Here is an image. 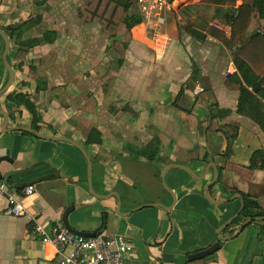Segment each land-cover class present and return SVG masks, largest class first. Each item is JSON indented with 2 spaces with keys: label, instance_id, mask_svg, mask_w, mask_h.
<instances>
[{
  "label": "crops",
  "instance_id": "crops-1",
  "mask_svg": "<svg viewBox=\"0 0 264 264\" xmlns=\"http://www.w3.org/2000/svg\"><path fill=\"white\" fill-rule=\"evenodd\" d=\"M39 1L0 0L5 32L40 16L25 38L57 34L25 60L9 54L14 82L8 89L0 38V157L15 161L3 162L0 172L30 169L11 178L10 188L21 193L34 186L33 195L22 197L28 216L9 215L7 198L0 195V264H61L58 249L34 230L36 223L49 231L59 222L79 234L125 236L133 247L125 264H264L263 221L254 220L239 234L243 219L223 231L228 240L218 237L241 211L242 200H231L236 195H249L264 210V167L251 168L254 153L264 155V96L249 92L240 106L241 92L227 84L239 74L217 30L231 35L216 26L230 28L227 8L212 0H173L159 27L143 22L112 38L81 17L88 0L38 6ZM128 12L139 15L136 6ZM261 25L253 17L251 31ZM115 40L128 46L124 55ZM32 67L41 88L30 76ZM109 69L115 71L114 86L106 98L103 77ZM19 94L35 105L37 119L11 99ZM93 131L98 135L90 143ZM223 135L230 154L219 164ZM53 138L83 147L91 164L77 146ZM154 143L158 151L151 150ZM215 165L222 179L210 187L209 201L204 189ZM169 167L166 184L174 198L162 181ZM223 185L239 192L231 196ZM150 204L157 207L139 210ZM218 241L220 250L212 256L188 260Z\"/></svg>",
  "mask_w": 264,
  "mask_h": 264
},
{
  "label": "trees",
  "instance_id": "trees-1",
  "mask_svg": "<svg viewBox=\"0 0 264 264\" xmlns=\"http://www.w3.org/2000/svg\"><path fill=\"white\" fill-rule=\"evenodd\" d=\"M130 1L129 6H136L138 0H88L81 6V17L85 22L98 23L101 25L104 33L110 35L112 38L122 35L127 30H131L137 25L144 22L139 15H130L129 6L127 2ZM227 8L228 22L232 30L230 38L225 37L224 32L217 30L221 36V40L226 43L229 49L233 52V59L239 74L231 77L227 82L228 86L234 90L241 92L240 106L246 100V94L249 92L255 95L264 96V0H246L245 3L236 7L238 0H212ZM47 0L37 2L38 6L46 4ZM255 17L257 21L263 23L256 30L251 31V21ZM42 22V18L37 16L34 20L19 24L17 26L9 27L6 33L11 42L14 43V50L10 53L13 59L25 60L30 51L37 46L47 43H53L57 38L55 32H47L41 38H25L26 34L32 33L33 29ZM216 34H214L215 36ZM115 49L120 55H124L128 46L119 40L114 42ZM21 65H19L20 67ZM35 68L30 69V76L36 78L38 85H42L37 77ZM114 70L109 69L107 74L103 77L105 82L106 98L111 95L114 86ZM241 77V78H240ZM252 89V91L249 90ZM11 99L19 106L24 105L32 114L34 119H37V112L35 105L31 103L28 97L24 95H15ZM34 129H39L33 123ZM233 137H237V130L228 127ZM98 135V131H93L90 134L89 142H93V136ZM152 151H158L159 146L152 144L150 146ZM228 150L226 156H229ZM260 164V165H259ZM264 167V155L262 153H254L251 159V168ZM218 183L221 182L222 171L219 172ZM223 191L228 192L231 196L239 192L236 189H230L222 186ZM244 201V209L240 216L227 229L236 226L242 222L243 219H260L264 218V210L259 203L252 199L249 195L241 193ZM264 222V221H263Z\"/></svg>",
  "mask_w": 264,
  "mask_h": 264
},
{
  "label": "built area",
  "instance_id": "built-area-1",
  "mask_svg": "<svg viewBox=\"0 0 264 264\" xmlns=\"http://www.w3.org/2000/svg\"><path fill=\"white\" fill-rule=\"evenodd\" d=\"M137 10L144 22L157 28L164 22V16L173 11V0H138ZM216 26L231 35V28L221 24ZM227 74H230L229 70ZM198 94L199 91H195V95ZM33 193L34 186L26 187L21 193L13 191L0 177V195L7 198L9 215L28 216L22 197ZM34 230L44 244L58 249L61 264H125L127 254L133 248L123 235L89 238L74 232L63 222L50 227L49 231L43 224L36 223Z\"/></svg>",
  "mask_w": 264,
  "mask_h": 264
},
{
  "label": "water",
  "instance_id": "water-1",
  "mask_svg": "<svg viewBox=\"0 0 264 264\" xmlns=\"http://www.w3.org/2000/svg\"><path fill=\"white\" fill-rule=\"evenodd\" d=\"M0 38H2V40L4 41V43H5V49H4V53H3V58H4V63H5V66L7 67V69L9 70V73H10V81H9V83H8V85H7V89L8 88H10V86L13 84V82H14V75H13V73H12V69H11V66H10V63H9V60H8V57H9V54H10V51H11V47H12V43H11V40H10V38H9V36L7 35V33L3 30V28L0 26ZM16 131H26V132H29V133H33L34 135H36L37 137H39V138H42V139H47V137H45V136H43V135H41L39 132H37V131H35V130H33V129H31V128H28V129H24V128H18V129H16ZM224 136V135H223ZM224 139H225V141H224V144H223V149H222V152L220 153V158H219V164H223V162H224V156H225V153L227 152V150H228V144H229V142H228V139L224 136ZM53 140H55V141H59V140H66V141H68V142H71L73 145H75V146H77L84 154H85V156H86V158H87V160H88V162H89V164H91L90 163V158L88 157V155H87V153H86V151L84 150V148L83 147H81V146H78L76 143H74L73 141H70V140H68V139H63V138H53ZM3 162H7L8 164H10V165H12V166H14L15 165V161L14 160H12L8 155H6V156H2V157H0V165L3 163ZM175 168H185V169H187L189 172H190V174L194 177V178H196V179H199V180H202L203 178H201V177H199L198 176V174H196L193 170H190V169H188V168H186V167H182V166H178V165H175ZM214 168V170H215V175H214V178H213V180L211 181V182H209V183H207V185L205 186V189H204V191H205V197L209 200V201H212L211 200V198H210V196H209V189H210V187H212L214 184H216L217 182H218V180H219V170H220V168L218 167V166H214L213 167ZM172 168H167L163 173H162V181H163V185H164V187L166 188V190L171 194V196L174 198L175 197V195L172 193V191L168 188V186H167V184H166V175H167V173L171 170ZM28 170H30V169H27V170H23V169H17V168H15V169H13V170H11V171H9L8 173H6V174H2L1 172H0V177H1V179L9 186V187H11V185H10V179L11 178H13V177H16V176H20V175H24V174H27L28 173ZM92 176V175H91ZM91 179H92V177H91ZM234 199H240V200H242V207H241V211L240 212H238L232 219H230L229 221H227L225 224H223L222 226H221V228L219 229V231H218V237H219V240L220 241H226V240H228V239H226L224 236H223V231L225 230V229H227L229 226H231L233 223H234V221L240 216V214H241V212L243 211V209H244V207H245V205H244V201H243V199H242V197H241V195L239 194V195H236L234 198H232L231 200H234ZM214 204H219V203H215L214 202ZM145 207H157V205H145V206H141L140 208H139V210L140 209H143V208H145ZM259 220H261V221H264V218H260ZM254 221V219H247L245 222H244V224L242 225V227L240 228V230H239V234L245 229V227L248 225V224H250V223H252ZM81 235H83V236H85V237H89V238H92V237H96L97 235L96 234H88V233H80ZM220 242L218 241V242H216V243H214L212 246H210L209 248H207V249H204V250H202V251H199V252H197V253H193V254H190L189 256H188V260L189 261H193V260H199V259H204V258H207V257H209V256H212L213 254H215L216 252H218L219 250H220Z\"/></svg>",
  "mask_w": 264,
  "mask_h": 264
},
{
  "label": "bare ground",
  "instance_id": "bare-ground-1",
  "mask_svg": "<svg viewBox=\"0 0 264 264\" xmlns=\"http://www.w3.org/2000/svg\"><path fill=\"white\" fill-rule=\"evenodd\" d=\"M93 238V237H92Z\"/></svg>",
  "mask_w": 264,
  "mask_h": 264
}]
</instances>
